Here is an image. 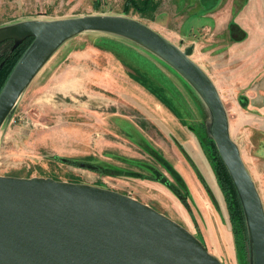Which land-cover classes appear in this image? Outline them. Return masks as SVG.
Returning <instances> with one entry per match:
<instances>
[{"label": "rangeland", "instance_id": "obj_1", "mask_svg": "<svg viewBox=\"0 0 264 264\" xmlns=\"http://www.w3.org/2000/svg\"><path fill=\"white\" fill-rule=\"evenodd\" d=\"M126 4L0 0V30L122 17L182 52L193 47L190 60L216 88L264 208V0H136L127 11ZM212 128L197 91L149 49L117 35L76 34L47 57L0 130V176L129 195L186 228L222 263L253 264L248 225L233 218L213 171Z\"/></svg>", "mask_w": 264, "mask_h": 264}, {"label": "water", "instance_id": "obj_2", "mask_svg": "<svg viewBox=\"0 0 264 264\" xmlns=\"http://www.w3.org/2000/svg\"><path fill=\"white\" fill-rule=\"evenodd\" d=\"M86 32L117 35L149 49L180 73L209 107L217 149L240 197L253 264H264V208L229 133L206 74L158 33L131 19L89 16L25 22L0 30V43L33 39L0 93V130L47 57ZM84 166V165H83ZM0 264H224L186 228L120 192L51 178L0 176Z\"/></svg>", "mask_w": 264, "mask_h": 264}, {"label": "trees", "instance_id": "obj_3", "mask_svg": "<svg viewBox=\"0 0 264 264\" xmlns=\"http://www.w3.org/2000/svg\"><path fill=\"white\" fill-rule=\"evenodd\" d=\"M148 1V0H146ZM131 5H136V0H127L125 10H129L128 7ZM33 39H26L20 43H15L13 41H6L0 43V93L7 82L10 74L15 68L16 64L25 53L27 48L32 43ZM213 144L214 154L218 160L217 164L214 166V174L217 178L218 184L224 194V197L228 203L229 209L232 210L233 218L235 217L241 224L243 230L246 231L247 221L244 213V209L235 188L234 182L219 156L218 150ZM176 180V179H175ZM178 181V180H176ZM180 183V182H179ZM187 198V196H186Z\"/></svg>", "mask_w": 264, "mask_h": 264}]
</instances>
